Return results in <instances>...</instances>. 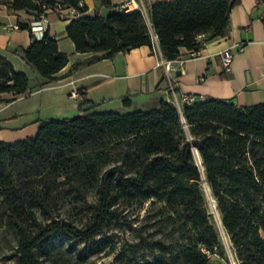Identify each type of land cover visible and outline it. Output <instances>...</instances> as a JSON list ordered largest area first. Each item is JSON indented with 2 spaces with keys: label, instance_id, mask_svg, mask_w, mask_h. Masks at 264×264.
I'll return each instance as SVG.
<instances>
[{
  "label": "trees",
  "instance_id": "obj_1",
  "mask_svg": "<svg viewBox=\"0 0 264 264\" xmlns=\"http://www.w3.org/2000/svg\"><path fill=\"white\" fill-rule=\"evenodd\" d=\"M7 1L37 18L60 4L79 13L88 9L83 0ZM100 1L112 5V0ZM240 2L161 0L151 4L148 16L139 8L103 15L97 6L94 15L72 19L68 34L78 51L93 53L89 61H94L143 44L153 47L154 33L164 59L172 60L181 56L182 47L199 52L206 41L226 35L231 10ZM19 27L30 29L33 41L15 51L44 78L42 83L56 79L70 59L60 52L58 39L49 32L37 36L27 23ZM29 91V74L0 53V94L17 97ZM79 96L75 115L41 119L35 136L0 140L1 216H8L16 234L21 264H42L41 252L59 239L85 243L76 246L82 256L101 250L109 239L97 235L118 217L120 200L162 202L167 221L195 232L176 248L158 238L160 252L141 264H213L208 250L214 252L222 242L202 190L195 147L239 264H264V102L241 106L232 99L197 95L182 111L162 99L151 109L122 112L97 110L86 89ZM124 102L131 105V98ZM108 147L119 149V158L105 166L101 157ZM91 189L98 199L88 205L91 219L85 226L51 217L58 216L60 197L85 201Z\"/></svg>",
  "mask_w": 264,
  "mask_h": 264
},
{
  "label": "crops",
  "instance_id": "obj_2",
  "mask_svg": "<svg viewBox=\"0 0 264 264\" xmlns=\"http://www.w3.org/2000/svg\"><path fill=\"white\" fill-rule=\"evenodd\" d=\"M83 1L88 6L84 13L60 4L59 9H49L37 18L31 10L16 11L10 1L0 0V53L17 70L30 76L29 92L17 97L0 94V140L15 142L32 137L37 134L41 119L75 115L82 89L98 104L97 110L151 109L162 99L169 100V78L165 67L159 64L163 56L151 45L89 61L93 53L78 51L68 34L72 19L94 15L97 6L103 15H108L113 9L147 11L152 3L161 0H112L111 6L100 0ZM230 20L229 32L206 41L199 52L193 54L187 47L181 48L183 63L172 71L179 95L232 99L241 106L264 102V0H241L232 8ZM20 22L29 24L31 29L40 22L36 28L39 37L49 32L58 39L60 52L69 55L68 64L56 79L42 83L44 78L15 51L33 41L30 29L15 27ZM230 47L235 53L226 69L221 52ZM127 96L131 98L129 106L124 102Z\"/></svg>",
  "mask_w": 264,
  "mask_h": 264
},
{
  "label": "rangeland",
  "instance_id": "obj_3",
  "mask_svg": "<svg viewBox=\"0 0 264 264\" xmlns=\"http://www.w3.org/2000/svg\"><path fill=\"white\" fill-rule=\"evenodd\" d=\"M144 12L148 16V12L146 10ZM102 156L101 163L105 166L113 165L118 162L119 149L108 147L104 149ZM63 186L66 188L69 187V184ZM206 188L207 184L203 180L202 190L222 242V246L216 247L214 252L208 250L211 255V262L213 264H239L236 249L230 236L224 226V229L220 227L211 209ZM97 199L95 189L89 190L88 199L85 201H78L73 195H64L60 197L57 202L58 206L55 208V213L58 216L51 217L69 219L78 226H85L91 219V209L88 205L95 203ZM116 208L118 209V217L112 219L97 235L98 239L102 237L109 239L108 244L101 250L82 256L76 250V246L81 248L85 243L74 244L59 239L55 243L49 244L46 252H41V263L141 264L147 259L154 258L160 252L155 243L158 238H163L168 248H176L180 242L186 240V236L195 233L188 227L181 229L178 224L167 221L165 216L168 211L159 201L148 200L141 203L140 200H120ZM1 214L0 209V264H21L15 255L16 234L7 225L8 216H1ZM37 218L44 221L47 216H37ZM151 246H155L154 249ZM204 249L207 250L205 246Z\"/></svg>",
  "mask_w": 264,
  "mask_h": 264
},
{
  "label": "built area",
  "instance_id": "obj_4",
  "mask_svg": "<svg viewBox=\"0 0 264 264\" xmlns=\"http://www.w3.org/2000/svg\"><path fill=\"white\" fill-rule=\"evenodd\" d=\"M46 7V5H45ZM58 8H60V6H58ZM44 16V14L42 15V17ZM40 23V22H38ZM34 24L32 29L34 31V33L39 36L40 35V32L39 30H37V26H40V24ZM15 27H19V25H15ZM205 34L202 33L199 35L200 38H204ZM153 41H154V45H153V48L155 51L161 53V55L163 56V53H162V50L160 48V45H159V40H158V36L156 34L153 33ZM196 53V52H193V54ZM234 50L233 48H226L224 49L222 52H221V56H222V63L223 65L225 66L226 69H229L230 67V64L233 60V57H234ZM183 63V59L181 57H177L175 59H172V60H166L163 59L159 62L160 65H163L165 67V70H166V74L169 78V86H168V89L171 93V96L169 98V100L174 103L178 108L179 110L182 111V108L184 106L185 103H193L195 102L197 99H198V96L195 95V94H191V93H182L181 95L178 94L177 92V86L174 82V77L172 75V71L177 68V66L179 64H182Z\"/></svg>",
  "mask_w": 264,
  "mask_h": 264
},
{
  "label": "bare ground",
  "instance_id": "obj_5",
  "mask_svg": "<svg viewBox=\"0 0 264 264\" xmlns=\"http://www.w3.org/2000/svg\"><path fill=\"white\" fill-rule=\"evenodd\" d=\"M207 184V183H206ZM207 194H208V197H209V201H210V206H211V209L212 211L214 212L216 218H217V221H218V224L220 225V227L222 229H224L223 227V224H222V219H221V215L219 213V210H218V207H217V204H216V201L213 200V196H212V192H211V189L210 187L208 186L207 184Z\"/></svg>",
  "mask_w": 264,
  "mask_h": 264
},
{
  "label": "water",
  "instance_id": "obj_6",
  "mask_svg": "<svg viewBox=\"0 0 264 264\" xmlns=\"http://www.w3.org/2000/svg\"><path fill=\"white\" fill-rule=\"evenodd\" d=\"M184 118V117H183ZM194 154H195V158H196V160H197V162L201 165V167H202V171H203V177H204V181L208 184V186L210 187V185H209V183H208V181H207V178H206V175H205V169H204V166H203V161H202V157H201V155H200V152H199V150L195 147L194 148ZM210 189H211V187H210ZM212 196H213V194H212ZM213 200H215L216 201V199L214 198V196H213ZM216 204H217V201H216ZM217 207H218V204H217ZM219 210V209H218ZM220 213V212H219ZM222 219V218H221ZM222 224H223V221H222ZM223 226H224V224H223Z\"/></svg>",
  "mask_w": 264,
  "mask_h": 264
}]
</instances>
